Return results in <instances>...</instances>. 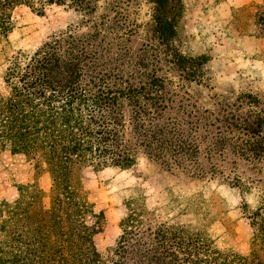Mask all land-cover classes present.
Here are the masks:
<instances>
[{
	"label": "trees",
	"instance_id": "16d2710c",
	"mask_svg": "<svg viewBox=\"0 0 264 264\" xmlns=\"http://www.w3.org/2000/svg\"><path fill=\"white\" fill-rule=\"evenodd\" d=\"M149 1L158 38L171 43L180 0ZM65 4L84 16L96 10L93 0H0V42H8L15 7L25 5L43 14L51 5ZM252 18L258 32H264V10ZM95 36L67 35L32 54L10 57L3 76L5 91L0 90V155L8 152L32 163L35 180L19 185L13 202L0 203V264H264V189L258 191L254 209L244 203L251 228L245 254L215 245L207 232L214 220L210 213L201 216L200 226L193 230L183 223L145 229L138 197L127 201L110 259L99 253L94 237L100 232L102 213L85 198L82 171L128 169L140 150L168 167V151L178 156L188 147L175 122L164 117L169 99L163 80L152 75L138 85L119 70L107 69L97 60ZM173 58L184 78L199 80L203 54L174 53ZM213 101L202 112L203 124L220 138L207 147L206 157L226 160L233 168L244 161L258 176L264 174V106L251 94H241L232 103ZM216 164L207 174L222 173ZM42 170L51 178L48 205L38 184ZM193 172L204 173L197 168ZM224 179H231L242 192L249 189L238 175ZM145 234L152 240L144 241Z\"/></svg>",
	"mask_w": 264,
	"mask_h": 264
},
{
	"label": "rangeland",
	"instance_id": "374dc122",
	"mask_svg": "<svg viewBox=\"0 0 264 264\" xmlns=\"http://www.w3.org/2000/svg\"><path fill=\"white\" fill-rule=\"evenodd\" d=\"M93 1L96 10L88 16L66 4L51 5L43 14L25 5L15 7L8 42H0V90L5 91L4 72L17 52L32 54L52 39L87 34H96L97 60L107 69L119 70L124 79L138 85L152 75L167 85L164 117L175 122L188 148L178 156L168 151L172 157L166 159L168 167L140 150L136 163L128 169L110 166L82 171L85 198L96 213H102L101 229L94 237L97 250L110 259L121 234L120 221L128 212L127 201L138 197L145 210V229L183 223L193 230L200 226L201 216L210 213L214 220L207 232L215 245L247 253L251 228L244 203L250 210L255 208L258 191L264 189V174L258 176L244 161L233 168L226 160L206 157L207 147H213L220 137L216 130H206L202 112L214 99L232 103L241 94L253 95L264 106V32H258L260 27L252 18L254 12L264 10V0H180L175 35L168 44L158 38L149 0ZM174 53L204 55L199 80L184 78ZM225 151L231 155L228 148ZM216 161L222 173L211 176L207 173ZM194 168L202 169V176L194 174ZM41 173L38 184L48 205L51 178L45 171ZM227 175H238L248 191L230 184L231 179H224ZM34 180L32 163L8 152L0 155V203L13 202L19 195L18 186ZM151 238L145 234L143 239L149 242Z\"/></svg>",
	"mask_w": 264,
	"mask_h": 264
}]
</instances>
